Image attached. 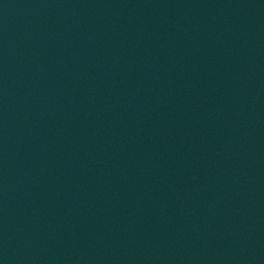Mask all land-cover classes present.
<instances>
[{"label":"water","instance_id":"95a60500","mask_svg":"<svg viewBox=\"0 0 264 264\" xmlns=\"http://www.w3.org/2000/svg\"><path fill=\"white\" fill-rule=\"evenodd\" d=\"M0 264H264V0H0Z\"/></svg>","mask_w":264,"mask_h":264}]
</instances>
